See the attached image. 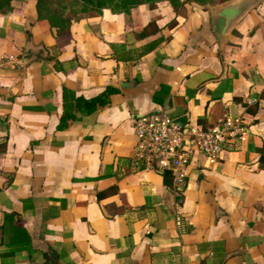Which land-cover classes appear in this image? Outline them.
Returning <instances> with one entry per match:
<instances>
[{
    "label": "crops",
    "instance_id": "1",
    "mask_svg": "<svg viewBox=\"0 0 264 264\" xmlns=\"http://www.w3.org/2000/svg\"><path fill=\"white\" fill-rule=\"evenodd\" d=\"M109 86L107 107L58 127L63 94ZM156 113L240 118L244 135L216 162L195 155L176 192L135 162L134 119ZM0 144V264H264V0L105 9L59 37L36 0H13Z\"/></svg>",
    "mask_w": 264,
    "mask_h": 264
},
{
    "label": "built area",
    "instance_id": "2",
    "mask_svg": "<svg viewBox=\"0 0 264 264\" xmlns=\"http://www.w3.org/2000/svg\"><path fill=\"white\" fill-rule=\"evenodd\" d=\"M166 114H145L134 119V158L144 169L167 171L173 189L180 192L187 170L195 155L216 162L229 144L244 135L240 118L223 119L214 127L188 125L180 128L171 124Z\"/></svg>",
    "mask_w": 264,
    "mask_h": 264
},
{
    "label": "trees",
    "instance_id": "3",
    "mask_svg": "<svg viewBox=\"0 0 264 264\" xmlns=\"http://www.w3.org/2000/svg\"><path fill=\"white\" fill-rule=\"evenodd\" d=\"M13 0H0V14H8L11 2ZM160 1H167L173 7L175 11L187 3H195L201 6L223 4L231 0H73L71 4L62 7L59 5V13H51L49 4L47 0H36V12L38 20H45L48 22L51 29L56 31V36H64L68 34L69 28L73 22L78 20H70L67 18H62V14L68 7L76 8L79 13L95 12V16L102 13L103 10L108 9L113 13L119 14H129L130 11L137 6L148 4L150 7H154L156 3ZM215 1L217 3H215ZM65 93V90L64 92ZM117 93V90L113 87H106L98 96L91 99H84L83 97L74 98L73 103L67 102V97L63 94L64 100V111L60 117V122L58 127L63 129L67 126L70 120H75L78 115H91L100 109L107 107L110 104V96ZM214 127V126H209ZM5 151V144H0V153ZM140 164V168H144ZM260 162L264 166V150H262V155L260 157ZM161 175L163 177V182L165 185L170 186L171 177L169 172L162 171Z\"/></svg>",
    "mask_w": 264,
    "mask_h": 264
},
{
    "label": "rangeland",
    "instance_id": "4",
    "mask_svg": "<svg viewBox=\"0 0 264 264\" xmlns=\"http://www.w3.org/2000/svg\"><path fill=\"white\" fill-rule=\"evenodd\" d=\"M49 7H50V11L51 13H59V5H61L62 7H65V5L71 4L73 2V0H47ZM215 3H217L215 1ZM95 12H88V13H79L77 12L76 8H72V7H68L65 9L64 13L62 14V18H67L72 20H78L83 16H90V15H94Z\"/></svg>",
    "mask_w": 264,
    "mask_h": 264
},
{
    "label": "water",
    "instance_id": "5",
    "mask_svg": "<svg viewBox=\"0 0 264 264\" xmlns=\"http://www.w3.org/2000/svg\"><path fill=\"white\" fill-rule=\"evenodd\" d=\"M215 20V26H214V32L218 38L222 36V32L225 26V19L224 18H218L216 17ZM124 85H122L123 87ZM171 124L178 126L180 128H186L188 126V116L187 115H181L179 117H171Z\"/></svg>",
    "mask_w": 264,
    "mask_h": 264
}]
</instances>
